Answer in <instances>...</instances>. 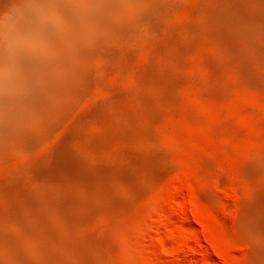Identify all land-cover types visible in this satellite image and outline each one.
Here are the masks:
<instances>
[{
	"label": "bare ground",
	"instance_id": "1",
	"mask_svg": "<svg viewBox=\"0 0 264 264\" xmlns=\"http://www.w3.org/2000/svg\"><path fill=\"white\" fill-rule=\"evenodd\" d=\"M180 1L0 0V264H90L81 227L100 201L111 205V182L139 178L119 172L126 161L112 147L145 142L161 105L155 76L174 63L156 48L152 60L164 64L141 71L128 51L141 49L148 11L169 2L175 12ZM188 3L176 10L188 7L184 21L169 27L200 38L205 90L264 89V0H194L193 12ZM132 64L139 70L123 88ZM262 150L251 163L259 188L240 223L255 264H264Z\"/></svg>",
	"mask_w": 264,
	"mask_h": 264
},
{
	"label": "rangeland",
	"instance_id": "2",
	"mask_svg": "<svg viewBox=\"0 0 264 264\" xmlns=\"http://www.w3.org/2000/svg\"><path fill=\"white\" fill-rule=\"evenodd\" d=\"M177 7L174 12L165 2L148 11L141 36L146 43L141 39L142 50L135 56V49L128 51V64L142 60L140 68L134 62L121 74L130 71L128 79L135 68L162 65L152 60L156 48L170 50L174 63L164 67L166 73L158 67L164 70L155 76L162 100L155 123L146 129L145 142H128L122 145L124 150L112 147L126 161L119 172L134 170L139 178L111 182V205L100 201L101 212L89 218L90 226L81 227L90 264H255L240 223L253 202V189L260 184L251 163L264 150V89L233 82L229 92L205 90L197 56L200 38L195 49L191 39L196 36L189 40L170 28L184 21L188 7H179L184 14ZM189 12L187 21L193 14ZM188 41L194 52H186ZM125 76H120L123 88L129 81ZM107 150L94 152L106 160L118 158ZM135 158L141 161L137 166L132 163Z\"/></svg>",
	"mask_w": 264,
	"mask_h": 264
}]
</instances>
